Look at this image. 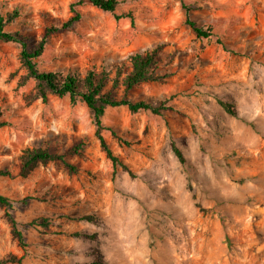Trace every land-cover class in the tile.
Returning <instances> with one entry per match:
<instances>
[{
    "label": "rangeland",
    "instance_id": "374dc122",
    "mask_svg": "<svg viewBox=\"0 0 264 264\" xmlns=\"http://www.w3.org/2000/svg\"><path fill=\"white\" fill-rule=\"evenodd\" d=\"M78 0H0L5 26L29 44L70 16ZM71 30L45 39L37 66L84 74L160 45L164 83L134 100L159 115L108 108L100 135L126 165L113 169L82 102L34 99L21 83L20 47L0 41V259L22 264H264V0H118L105 13L87 3ZM130 15L116 19V15ZM186 15L209 33L197 37ZM81 155L19 176L25 148ZM178 149L185 163L174 154ZM9 213L24 238L12 237ZM36 221L34 224H32ZM44 221L46 224H41Z\"/></svg>",
    "mask_w": 264,
    "mask_h": 264
},
{
    "label": "trees",
    "instance_id": "16d2710c",
    "mask_svg": "<svg viewBox=\"0 0 264 264\" xmlns=\"http://www.w3.org/2000/svg\"><path fill=\"white\" fill-rule=\"evenodd\" d=\"M83 3H87L93 8L113 14L118 6V0H78L70 6L71 16L59 26H53L45 31L43 39L37 44H29L25 37L18 32H10L5 30V26L12 23L19 14L16 11L0 15V41L6 43H14L19 45V64L20 68L25 72L21 79V83L27 80L34 81V99H40L46 102L48 95L57 97H68L70 102H82L92 113L96 126V138L100 147L105 153L106 158L111 162L113 169L121 167L123 170L132 174L124 163L116 157L103 137L100 135L101 118L106 109L126 107L131 113L150 112L159 115L161 110H166L163 103L158 106L144 100H134L129 97L130 92L141 84L148 83H164L169 74H161L158 72L160 63V52L162 46L157 45L152 49H146L142 52H136L128 55L123 62L115 63L112 68L93 65L84 74L79 73H62L57 71H43L37 66L38 58L41 56L45 39L53 34L71 30L73 26L81 19V13L77 7ZM118 19H132L130 15H116ZM185 24L192 29L194 34L199 38L209 37V33L202 28H198L192 23L188 15H186ZM7 124L1 120L0 128ZM84 144H74L64 154H57L48 151L46 148L33 147L25 148L19 157V176L21 178L28 177L39 165H46L52 162L62 163L71 173L75 172V168L67 162V158L71 156L81 155ZM174 154L178 161L182 164L185 160L178 149H174ZM0 207L10 208V204L6 198L0 196ZM12 237L17 241L21 248H25L24 238L18 230L17 224L9 213L6 214ZM34 221L32 224H34ZM41 224H46L44 221ZM0 264H22L21 258L15 255H7L0 259Z\"/></svg>",
    "mask_w": 264,
    "mask_h": 264
}]
</instances>
